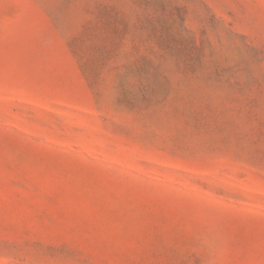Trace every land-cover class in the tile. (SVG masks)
Here are the masks:
<instances>
[{
    "label": "rangeland",
    "instance_id": "rangeland-1",
    "mask_svg": "<svg viewBox=\"0 0 264 264\" xmlns=\"http://www.w3.org/2000/svg\"><path fill=\"white\" fill-rule=\"evenodd\" d=\"M0 264H264V0H0Z\"/></svg>",
    "mask_w": 264,
    "mask_h": 264
}]
</instances>
